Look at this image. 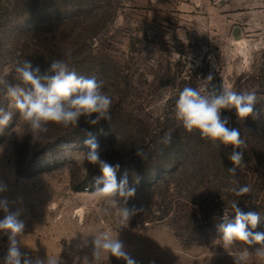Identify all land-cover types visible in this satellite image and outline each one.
<instances>
[{
  "label": "rangeland",
  "instance_id": "374dc122",
  "mask_svg": "<svg viewBox=\"0 0 264 264\" xmlns=\"http://www.w3.org/2000/svg\"><path fill=\"white\" fill-rule=\"evenodd\" d=\"M56 59L103 82L111 119L92 125L81 118L75 129L50 124L34 142L7 85L19 82L15 70L24 60L43 74ZM209 76V88L257 93L258 119L241 122L235 109L221 110L246 140L239 167L229 159L232 146L214 148L175 119L180 91H203ZM0 81L7 82L0 107L14 113L0 128V181L8 187L0 198L10 211L22 210V254L58 264H125L107 254L92 261L94 236L110 231L138 264H235L247 245L225 250L218 231L226 211L235 220L233 200L241 212L261 216L251 230L264 233V0H0ZM90 136L101 159L119 164L118 182L127 174L136 189L120 205L134 210L125 225L93 194L102 172L83 160ZM243 185L252 191L237 197L232 189ZM8 246L0 232V264ZM248 264L264 261L253 256Z\"/></svg>",
  "mask_w": 264,
  "mask_h": 264
},
{
  "label": "clouds",
  "instance_id": "9594fccd",
  "mask_svg": "<svg viewBox=\"0 0 264 264\" xmlns=\"http://www.w3.org/2000/svg\"><path fill=\"white\" fill-rule=\"evenodd\" d=\"M15 71L18 73L19 82L7 85L6 96L19 118L27 125L34 142L44 139L50 124L75 129L81 118L92 125L102 119H111L112 97L103 91V82L97 81L95 77L77 75L66 61L53 60L50 68L41 74L38 66L34 68L29 60H24ZM211 80L212 77L209 76L203 91L190 86L180 91L175 102V119L188 133L198 131L201 138L211 142L214 148L220 149L221 145L232 146L233 151L229 159L239 167L242 165L246 140L241 137L238 129L227 126L229 118H222L221 110L235 109L238 121L241 122L250 116L258 119L260 112L255 110L259 103L257 93L237 92L223 84L219 89L214 86L209 88ZM0 84L7 82L0 81ZM260 111H264V108ZM13 115V112L0 107V128L10 123ZM172 138L171 132L165 133L161 142L169 146ZM84 144L88 151L82 153L83 160L99 165L102 172V177L96 179L94 196L103 200L108 207L116 208L120 224L125 225L134 210L120 205L122 202L126 204L128 199L135 195V187L129 186L127 174L118 182L116 172L119 164L113 166L101 159L100 145L95 137L90 136ZM137 155L142 157L143 149H138ZM228 171L235 175L236 168ZM138 182L137 178L136 183ZM7 191V185L0 181V193ZM232 191L237 197H241L251 193L252 189L249 185H243ZM9 205L10 201L6 197L0 198V210L5 213L4 218L0 220V232L7 235L9 241L2 264H58V259L54 257L47 256L46 260H42L22 254L19 241L25 229V222L20 219L22 210L10 211ZM231 208L235 212V220L230 221L226 211L223 222L218 225L223 248L227 250L247 245L237 253L235 264H248L253 256L259 261H264V233L251 230L258 226L261 216L256 212H241L237 207V200L231 202ZM92 245V261L99 262L101 257L107 254L125 261V264H138L126 251L124 244L110 231L95 235ZM253 245H259L254 253L248 250Z\"/></svg>",
  "mask_w": 264,
  "mask_h": 264
}]
</instances>
